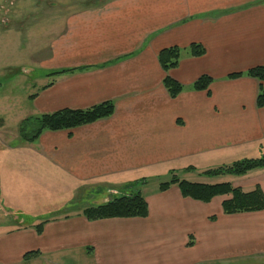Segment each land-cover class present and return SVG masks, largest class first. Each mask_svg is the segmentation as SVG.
Returning a JSON list of instances; mask_svg holds the SVG:
<instances>
[{
	"label": "crops",
	"instance_id": "0c3cea01",
	"mask_svg": "<svg viewBox=\"0 0 264 264\" xmlns=\"http://www.w3.org/2000/svg\"><path fill=\"white\" fill-rule=\"evenodd\" d=\"M59 4L64 27L45 59L50 72L75 71L48 77L35 100L37 111L115 104L110 118L47 131L30 143L31 154L49 165L22 166L53 187L67 188L70 203L96 193V187L106 186L118 198L120 189L138 180L264 154V108L256 104L261 83L248 76L229 78L264 65V0ZM194 43L205 48L204 56L190 55ZM173 47L183 49L181 62L166 73L159 53ZM167 76L185 87L177 98L163 84ZM204 76L213 80L210 95L192 89ZM229 183L264 192V169ZM143 195L147 218L89 221L82 215L87 206L64 214L59 205L47 206L58 214L42 220L47 221L42 234L35 228L42 222L0 234V264H256L251 261L264 259V211L226 215L222 204L230 196L204 203L183 197L176 185ZM32 252L39 254L25 258Z\"/></svg>",
	"mask_w": 264,
	"mask_h": 264
},
{
	"label": "rangeland",
	"instance_id": "374dc122",
	"mask_svg": "<svg viewBox=\"0 0 264 264\" xmlns=\"http://www.w3.org/2000/svg\"><path fill=\"white\" fill-rule=\"evenodd\" d=\"M58 1L0 0V234L33 222L38 224L47 216L58 214L55 208L47 209L51 205H59L62 214L73 213L75 208L97 206L115 197L110 188L96 187V193L71 205L67 188L53 187L48 184L50 180H41L22 166L49 165L43 158L31 154L30 143L21 140L19 128L29 117L41 115L36 98L31 97H38L42 87L51 81L47 77L50 68L45 57L64 27L62 5L58 6ZM230 160L224 158L212 168L232 164L237 159ZM204 170L208 169L177 174L181 179L198 183L230 182L236 177H209L202 174ZM170 178L169 173L148 179L147 184H140L138 188L146 194ZM131 191L123 187L120 195ZM251 262L264 264V259Z\"/></svg>",
	"mask_w": 264,
	"mask_h": 264
},
{
	"label": "trees",
	"instance_id": "16d2710c",
	"mask_svg": "<svg viewBox=\"0 0 264 264\" xmlns=\"http://www.w3.org/2000/svg\"><path fill=\"white\" fill-rule=\"evenodd\" d=\"M188 50L190 55L196 58L202 57L206 53L205 48L196 43L190 45ZM182 53L183 49L178 47L160 51L159 63L162 69L168 73L170 70L177 68L181 62ZM73 71L75 69L52 71L48 73L47 77L51 78ZM243 76L254 78L261 83L256 104L258 108H264V87L262 86V82L264 81V65L252 68L245 73L231 74L229 78L237 79ZM212 82L213 80L210 77H201L193 84L192 89L194 91H206L210 95L209 90ZM163 84L173 99L177 98L185 90L183 85L168 76L164 79ZM49 86L51 85L45 86L44 89L49 88ZM31 98H36V95ZM114 113L115 104L109 101L89 109H63L54 113L29 117L20 125V138L25 142L34 143L44 132L72 130L110 118ZM257 169H264V154L259 157L244 158L232 164L211 168L202 172V174L209 177L225 175L240 177ZM195 170L194 167H189L184 172H193ZM170 175L171 178L168 182L159 185L158 190L160 192L167 191L170 187L176 185L179 187L183 197L204 203H210L218 196H230L222 204L223 212L226 215L264 211V192L260 186H256L252 191H244L242 188L235 187L229 182L198 183L181 179L175 171L171 172ZM147 183V180L131 183L126 187V189H132L131 194H122L120 197H115L104 204L88 207L83 210L82 215L89 221L115 218H147L149 207L141 189L138 188V185H145ZM211 220H216V217H212ZM46 222L44 221L35 227L38 234L43 233V227ZM37 254L39 253H27L25 258Z\"/></svg>",
	"mask_w": 264,
	"mask_h": 264
}]
</instances>
